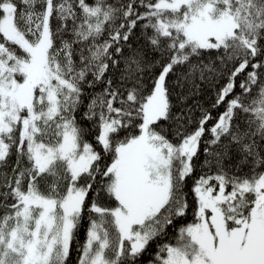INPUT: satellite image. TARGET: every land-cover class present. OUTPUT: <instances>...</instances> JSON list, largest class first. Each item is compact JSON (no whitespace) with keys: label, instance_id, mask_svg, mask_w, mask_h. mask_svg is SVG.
<instances>
[{"label":"snow or ice","instance_id":"obj_1","mask_svg":"<svg viewBox=\"0 0 264 264\" xmlns=\"http://www.w3.org/2000/svg\"><path fill=\"white\" fill-rule=\"evenodd\" d=\"M221 79L187 131L173 89ZM154 244L264 264V0H0V264Z\"/></svg>","mask_w":264,"mask_h":264},{"label":"trees","instance_id":"obj_2","mask_svg":"<svg viewBox=\"0 0 264 264\" xmlns=\"http://www.w3.org/2000/svg\"><path fill=\"white\" fill-rule=\"evenodd\" d=\"M139 34V29H137V35ZM183 69H177V72L182 71ZM175 77H171L170 80H174ZM243 79V76L239 77L237 80V84L240 80ZM226 82L225 79H221L218 82L214 83H200V87L198 90L189 91V87H185L183 90L181 89H173V95H172V103H173V114L176 112H183L186 116V119L183 121L185 128L187 131H191L193 128L197 126V122L199 118L201 117L202 110H208L212 112L213 116H216L219 112L223 110V108H217L212 109V105L215 102V94L219 90L220 87L223 86V84ZM199 83V82H198ZM237 92H239V88L236 89ZM178 95H184L187 97L183 102H181L178 99ZM189 120L191 121L189 123ZM209 127L211 126V122H209ZM207 138V136L205 137ZM199 169H197L196 175H199ZM191 183V181L189 182ZM189 200L191 202V196H189ZM188 220H191V212L189 213V216L187 217ZM87 227V219H85L81 225L80 233L78 236V239L80 242H83L84 239V231ZM169 233L171 235L172 230H169ZM156 251V245H152L149 248L148 253L145 254V256L142 258L141 264H147V260L154 254ZM76 254L73 252V255L70 260V264H75Z\"/></svg>","mask_w":264,"mask_h":264}]
</instances>
